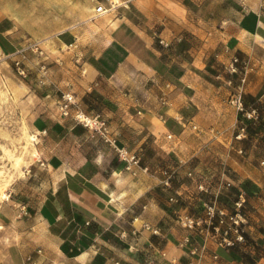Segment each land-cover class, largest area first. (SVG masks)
Wrapping results in <instances>:
<instances>
[{
	"label": "crops",
	"instance_id": "0c3cea01",
	"mask_svg": "<svg viewBox=\"0 0 264 264\" xmlns=\"http://www.w3.org/2000/svg\"><path fill=\"white\" fill-rule=\"evenodd\" d=\"M32 43L36 152L10 188L4 264H264V0H0V52L25 61ZM236 92L258 118L227 105ZM76 110L105 118L111 141ZM199 182L228 211L244 192V240L182 226L210 197Z\"/></svg>",
	"mask_w": 264,
	"mask_h": 264
},
{
	"label": "rangeland",
	"instance_id": "374dc122",
	"mask_svg": "<svg viewBox=\"0 0 264 264\" xmlns=\"http://www.w3.org/2000/svg\"><path fill=\"white\" fill-rule=\"evenodd\" d=\"M38 56L37 52L31 50L30 55L22 61L21 66L26 71V76H22L13 59L0 52V264H4V250L8 242L2 232V223L6 219L10 188L24 174L29 160L36 152V136L30 131V124L38 103L28 88H23L21 84L28 76H36L39 69ZM227 105H231L228 100ZM202 118L207 119L208 116ZM30 134H33L34 139H30ZM186 138L192 144V151L195 150L199 136L189 131Z\"/></svg>",
	"mask_w": 264,
	"mask_h": 264
},
{
	"label": "built area",
	"instance_id": "2783aa9c",
	"mask_svg": "<svg viewBox=\"0 0 264 264\" xmlns=\"http://www.w3.org/2000/svg\"><path fill=\"white\" fill-rule=\"evenodd\" d=\"M107 8L104 6L102 2H99L94 7L95 14H99L105 12ZM31 50L35 51L39 54H43V50L37 43H32ZM22 52V49L20 50ZM17 71L22 76H26V71L23 66H21L22 59H14L13 60ZM238 58L236 56L232 57L231 61L227 65V70L230 73H235L240 70L237 65ZM40 69L43 71V75H45V67L44 63L41 64ZM245 72V69L243 70ZM244 74H242L240 80L243 82ZM229 102L236 107L237 110L243 113V117L245 119H256L258 118V112L255 107H250L246 109L241 101L240 92L231 93L229 96ZM75 103V97L72 92H62L59 100L58 106L60 109V113L62 115H68L71 112V107ZM74 118L76 121L80 122L92 132L99 134L103 139L107 141H111L107 136V122L106 119L103 118L99 113H91L85 114L79 110H76L74 113ZM191 127L196 131H199V127L196 123H191ZM245 130V126H240L239 132L236 136H240ZM168 137L171 136L170 133L167 134ZM241 151V149H239ZM117 156L122 159H126L131 162H136L137 157L135 154L127 155L126 151L123 148H116ZM189 174L191 172H188ZM170 178V174H168L164 179L163 183L168 184ZM197 188L199 190L205 191L210 194V197L203 203V210L201 214L198 215H188L183 214L179 217V221L182 226L186 228L197 229L200 232L209 233L215 236L217 242L223 246H232L236 242L244 240V222L245 217L242 212V206L245 201V195L243 191H240L237 194V198L234 200L233 205L234 208L231 211L226 210V208L222 206H218L216 203V193L212 192L210 188L203 182H199L197 184ZM149 228V226H147ZM154 232L157 230L152 228ZM190 241L189 236L185 235L182 237L180 244H186ZM179 264H189V263H179Z\"/></svg>",
	"mask_w": 264,
	"mask_h": 264
},
{
	"label": "bare ground",
	"instance_id": "6f19581e",
	"mask_svg": "<svg viewBox=\"0 0 264 264\" xmlns=\"http://www.w3.org/2000/svg\"><path fill=\"white\" fill-rule=\"evenodd\" d=\"M29 136H30V139H34L33 134H30ZM0 185H1V184H0ZM1 191H2V190H1Z\"/></svg>",
	"mask_w": 264,
	"mask_h": 264
}]
</instances>
